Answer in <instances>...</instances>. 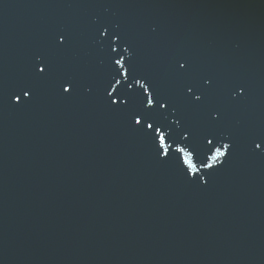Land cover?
<instances>
[{"label":"water","instance_id":"water-1","mask_svg":"<svg viewBox=\"0 0 264 264\" xmlns=\"http://www.w3.org/2000/svg\"><path fill=\"white\" fill-rule=\"evenodd\" d=\"M113 35L193 138L232 142L206 184L111 105ZM41 57L51 78L16 103ZM261 141L264 0H0V264H264Z\"/></svg>","mask_w":264,"mask_h":264},{"label":"snow or ice","instance_id":"snow-or-ice-1","mask_svg":"<svg viewBox=\"0 0 264 264\" xmlns=\"http://www.w3.org/2000/svg\"><path fill=\"white\" fill-rule=\"evenodd\" d=\"M107 31L108 29L105 28L100 32V36H105ZM117 40L120 41L118 46L108 45L110 48L107 56L109 72L104 85L107 97H112L111 105H116V109L128 114L132 127L151 143L155 155L161 161L175 162L184 171L185 177H191L192 182L201 181L206 184L207 181L204 179L206 174L201 170L215 171L218 164H223L229 155L230 148L233 147L232 142H222L212 133L193 138L190 130L182 123V118H175L177 110L172 101L162 96L155 88L150 91L147 83H141L145 78L130 71L131 56L128 55V59H125L126 54H129V46H125L126 42L119 35H113L112 41ZM65 42V37L61 36L56 46H64ZM118 47L123 54L118 51ZM177 63L179 67L176 71L179 74L185 75L190 71V67H185L187 61L184 63L177 61ZM52 71L51 62L48 59L38 58L33 65L31 80L24 81L18 86L19 91L13 93V100L21 103V97H24L27 98L25 102H29L35 94L37 84L47 82L51 78ZM60 86L63 93L77 91L80 87L78 81L71 76L61 79ZM210 86L209 80L204 81V86L185 85L187 92L192 94L190 99H193V102H200L205 95L204 88ZM197 92H199L198 95ZM113 93H116V97H113ZM217 115L214 114L213 119H216ZM262 143L264 141L254 142L255 148L261 149Z\"/></svg>","mask_w":264,"mask_h":264}]
</instances>
